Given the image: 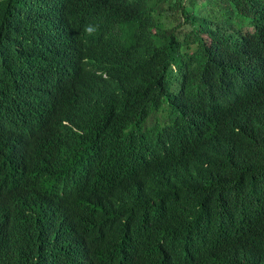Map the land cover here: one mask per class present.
<instances>
[{
	"label": "trees",
	"instance_id": "obj_1",
	"mask_svg": "<svg viewBox=\"0 0 264 264\" xmlns=\"http://www.w3.org/2000/svg\"><path fill=\"white\" fill-rule=\"evenodd\" d=\"M0 264H264V0H0Z\"/></svg>",
	"mask_w": 264,
	"mask_h": 264
},
{
	"label": "rangeland",
	"instance_id": "obj_2",
	"mask_svg": "<svg viewBox=\"0 0 264 264\" xmlns=\"http://www.w3.org/2000/svg\"><path fill=\"white\" fill-rule=\"evenodd\" d=\"M158 118H159V120H160V123H162V119H161L160 117H158ZM153 122H154V120L152 119L151 122H150V127L152 126ZM150 131H151V130H150Z\"/></svg>",
	"mask_w": 264,
	"mask_h": 264
}]
</instances>
